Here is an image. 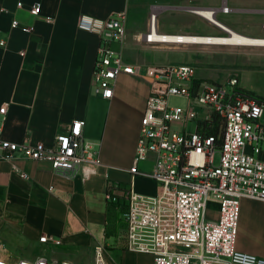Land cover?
Returning <instances> with one entry per match:
<instances>
[{
  "label": "built area",
  "instance_id": "built-area-1",
  "mask_svg": "<svg viewBox=\"0 0 264 264\" xmlns=\"http://www.w3.org/2000/svg\"><path fill=\"white\" fill-rule=\"evenodd\" d=\"M18 6L23 3L18 2ZM202 8L212 9L211 15L217 19L219 12L233 11L227 1L220 7ZM162 10L160 5L152 7L147 29L134 34L138 43L155 47L211 44L185 40L192 34H208L161 31ZM40 11L41 4H35L32 12ZM19 25L18 19L12 21L13 27ZM78 27L100 35L92 83L103 98L113 97L115 81L122 73L143 75L151 81L130 172L132 177H152L156 194L148 197L138 192L133 179L123 194L127 199L122 214L126 226L124 249L151 255L152 264H264V257L239 249L237 241L242 199L264 202V97L245 89L237 75L222 82L207 81L198 76L191 63L131 62L124 49L111 46V42L124 43L127 38V11L107 19L83 13ZM0 45L4 46L5 40H0ZM172 97H182L187 103L172 106ZM6 109L2 106L0 112L6 113ZM85 126L84 118H74L55 136L52 146L28 139L18 143L0 136V156L48 160L55 173H79L90 178L98 174L103 162L93 142L85 137ZM146 161L152 162L149 170L141 167ZM18 174L29 177L23 171ZM120 195L119 188L108 182L107 200L118 202ZM210 198L218 202L214 219L209 216ZM39 242L62 244L60 238L48 234H42ZM46 252L16 263L0 256V264H82ZM92 264L121 263L105 246L97 245Z\"/></svg>",
  "mask_w": 264,
  "mask_h": 264
},
{
  "label": "crops",
  "instance_id": "crops-1",
  "mask_svg": "<svg viewBox=\"0 0 264 264\" xmlns=\"http://www.w3.org/2000/svg\"><path fill=\"white\" fill-rule=\"evenodd\" d=\"M226 1L233 11L264 12L263 0H243V7L231 4L239 0ZM37 3L41 11L34 14L32 8ZM132 4V0H0V40H5V45H0V108L7 106L6 113L0 112V136L52 146L55 136L74 118H84L85 137L93 142L103 162L98 174L85 179L79 173H55L48 160L0 156V240L41 245L40 236L48 234L62 240L66 250L61 257L80 263L78 252L94 255L95 246L102 245L118 263L128 264L129 257L135 262L141 256L152 264L151 255L124 249L122 217L127 204L123 194L132 179L138 192L148 197L156 194L152 177H132L130 172L151 81L143 75L122 73L115 81L113 97L103 98L92 83L100 35L78 27L83 13L107 19L129 12ZM14 19L20 22L18 27L12 26ZM238 27L244 35L264 38V25L258 26L252 19ZM111 46L124 49L131 62H141L138 48H151L131 39L129 28L125 42H111ZM242 53L243 78L250 83L243 87L264 97L263 84L252 82L254 72L264 81V47L244 46ZM239 71L241 80L242 70L233 72ZM197 74L205 77L202 75L207 72L200 69ZM142 165L149 170L152 162ZM18 171L29 177H21ZM108 182L119 188L118 202L107 200Z\"/></svg>",
  "mask_w": 264,
  "mask_h": 264
},
{
  "label": "rangeland",
  "instance_id": "rangeland-1",
  "mask_svg": "<svg viewBox=\"0 0 264 264\" xmlns=\"http://www.w3.org/2000/svg\"><path fill=\"white\" fill-rule=\"evenodd\" d=\"M133 4L128 12L129 14V36L134 39V34L147 29V22L154 5L163 6L160 14V29L170 33H197V34H226L220 28L210 24L205 18L190 11L192 7H220L226 0H132ZM264 3V0H263ZM237 6L243 7V0L236 1ZM218 20L240 31L238 25L243 26V21L252 19L258 26L264 25V12L243 13V11H232L225 14L219 12ZM191 26L190 30H181L180 28ZM243 34V32H241ZM151 48H138L140 51L141 62H185L193 64L197 70L204 69L207 75H202L207 81H225L231 75L240 76V72H233L235 69H241V84L250 86L243 78V47H234L226 45H170ZM153 47V48H152ZM154 59V60H153ZM153 60V61H152ZM140 62V60H139ZM255 70V66H252ZM257 73V74H256ZM260 73L254 72L252 82H261L258 76ZM252 91V90H251ZM254 92V91H253ZM187 100L182 97H172L170 104L172 106H185ZM264 121V118H263ZM179 126V123H174ZM142 165V164H141ZM142 168L143 165L141 166ZM210 218L214 219L218 215V202L215 198H210L208 202ZM123 217V215H122ZM238 248L243 246V250L256 252L257 255L264 257V202L250 199L242 200L241 213L238 227ZM2 248L0 256L11 263H16L23 257L33 258L42 255L45 251L48 256L51 252H56L53 256L64 259L63 246H53L48 244L35 245L24 240H10L2 238L0 240ZM70 253V252H69ZM74 253V252H72ZM77 253V252H75ZM93 253L89 251L78 252L76 256L80 257L83 264H92ZM112 255L119 257L116 252ZM141 257V256H140ZM138 257L137 261L128 258V264H150L147 257ZM71 259V258H70ZM74 260V259H72Z\"/></svg>",
  "mask_w": 264,
  "mask_h": 264
},
{
  "label": "bare ground",
  "instance_id": "bare-ground-1",
  "mask_svg": "<svg viewBox=\"0 0 264 264\" xmlns=\"http://www.w3.org/2000/svg\"><path fill=\"white\" fill-rule=\"evenodd\" d=\"M193 12L200 16H204L205 19L209 20L211 23L214 22L215 24L220 25L221 27L225 28L230 32L229 35L226 34H208V35H189L191 37H187L189 39L185 40H192V41H200V42H210L211 44L206 45H226V46H234V47H243V46H260L264 47V38H256V37H249L244 35L240 32L233 30L230 26L226 25L225 23L219 21L214 15H211V10L208 8L202 7H195L192 9ZM180 45V44H179ZM187 45V44H186ZM166 46V44H165Z\"/></svg>",
  "mask_w": 264,
  "mask_h": 264
},
{
  "label": "trees",
  "instance_id": "trees-1",
  "mask_svg": "<svg viewBox=\"0 0 264 264\" xmlns=\"http://www.w3.org/2000/svg\"><path fill=\"white\" fill-rule=\"evenodd\" d=\"M214 131H215V133H217V132H218V128H215V130H214Z\"/></svg>",
  "mask_w": 264,
  "mask_h": 264
}]
</instances>
